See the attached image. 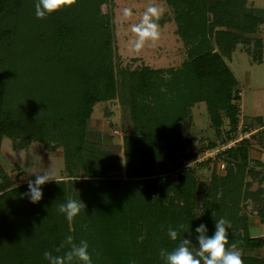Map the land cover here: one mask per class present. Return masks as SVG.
I'll list each match as a JSON object with an SVG mask.
<instances>
[{
	"label": "trees",
	"instance_id": "16d2710c",
	"mask_svg": "<svg viewBox=\"0 0 264 264\" xmlns=\"http://www.w3.org/2000/svg\"><path fill=\"white\" fill-rule=\"evenodd\" d=\"M105 1L76 0L71 7L37 18L36 0H0V142L7 137L19 140L13 144L15 149L30 141L55 150L58 145L49 146L47 141H56L63 147L67 177L42 185V199L35 204L22 196L28 183L0 193V264H47L43 251H53L67 234L74 241L88 240L93 264H105V252L108 258L114 256L116 264L132 260L163 264L159 249L170 250L177 243L167 237L169 226L177 228L180 238L185 235L183 228L199 218L211 235L214 219L221 216L231 221L228 242L237 244L242 264H264V259L243 254L264 247L262 237L250 236L243 211V200L249 198L246 178L257 175L248 165V140L243 139L239 148L221 151L232 161H226L222 175H212L205 189L192 170L178 171L180 152L191 142L181 136L179 121L190 117L193 104L204 102L216 126L220 125L218 110L225 111L229 130L238 112L237 79L204 37V21L195 17L187 0L179 14L182 35L186 31L193 38L189 60L177 69L143 67L119 71L115 78L108 63L107 18L93 13ZM213 7L217 9V3ZM232 11L241 23L234 26L249 32L251 11L239 6ZM223 24L216 20L212 27ZM236 41L235 35L226 39L227 54ZM259 45L253 42L257 63ZM114 96L128 103L132 124L122 140L124 178L108 176L116 167L115 155L85 138L91 107ZM252 120L264 125L261 117ZM81 173L90 180L77 179ZM165 175L169 180L164 183ZM9 184L0 166V192ZM67 198H80L84 205L72 221L57 211ZM262 204L264 198L254 206H260L257 213L264 222ZM181 224L183 228L178 227Z\"/></svg>",
	"mask_w": 264,
	"mask_h": 264
},
{
	"label": "rangeland",
	"instance_id": "374dc122",
	"mask_svg": "<svg viewBox=\"0 0 264 264\" xmlns=\"http://www.w3.org/2000/svg\"><path fill=\"white\" fill-rule=\"evenodd\" d=\"M179 1L182 2L179 4ZM186 1L107 0L100 6L93 8L94 14L103 15L107 18V30H109L108 36L110 38L108 63L115 78H119V71H139L143 67L152 70L177 69L189 60L188 53L194 47L193 41L190 42L193 38H191L192 34L186 31L182 35L184 23L179 14L182 8L180 5H186ZM189 1L193 4L189 9L193 7L195 17L205 23L204 37L210 41L212 51H218L222 54L225 63L237 79L238 84L234 88V93L238 100L234 103L238 112L234 128L229 130L230 119L225 111L218 110L220 125L216 126L212 122L204 102L193 104L190 108V117H185L179 121L181 136L190 139L191 142L183 152H180L179 161L181 165L178 171L192 170L202 188L205 189L210 185L212 175H222L226 161H232L228 156L220 154L221 147L229 141L239 139V136L241 138L246 137L244 139L248 140V165L257 171V175L253 179L246 178L250 182V186L247 188L249 198L243 200L246 201L243 211L248 217V229L250 226L255 227L257 231L254 236H260L264 239V222L257 213L260 206H254L255 204L259 205L264 198L261 195L264 193V125L258 126L255 120H252L255 117H261V122L264 124V13L262 12L264 0H241V2L239 0ZM150 2H155L163 9L158 19L159 39L155 44L147 43L139 52H132L128 41L133 34L128 25L139 20L140 14ZM216 3L217 9L213 7ZM225 3L229 5V9H226ZM235 6L243 7L245 11H251L247 15L249 20L253 21V26H249V32L241 31L234 26V24L240 23L239 17L232 11ZM124 7L130 8L134 15L127 19L122 18L121 11ZM189 13L191 14V11ZM216 20L223 21L224 24L213 28V23ZM193 25H195L194 19ZM231 35H235L237 41L232 51L227 54L225 48L228 45L224 46V42ZM218 38L220 44H217ZM254 41L260 44L258 63L253 60L252 56L255 50L253 49ZM259 54L256 53L255 56ZM17 92L20 93L22 90H17ZM123 102L114 96L95 103L91 107L86 126L85 138L87 141H90L93 146L100 150H106L115 155L117 159L116 167L108 174L110 178H124L125 173L122 140L124 133L131 132L132 124L127 110L128 103L125 100ZM244 141L242 142L244 143ZM18 142L19 140L11 141L7 137H3L0 142V166L10 182L0 193L28 183L29 180H34V174L39 173L44 168L50 171L55 180L67 179L66 173L63 171L64 153L61 144L54 140L50 142L48 140L49 146L57 144L58 147L55 150H46L42 144L29 141L28 145L21 149L13 148V144ZM242 142L237 148L243 145ZM205 153L211 156L201 158ZM190 154L192 157L186 159V155ZM81 175L82 173L78 175L77 179L90 180L89 177ZM168 177L169 175L163 176L162 182H167ZM199 222V218H197L189 226L183 228L185 236L189 235L188 232L191 233L190 238L193 243H195L194 229L199 225ZM243 254L264 259V247L246 249L243 250ZM102 259H107L109 264H116L114 256L108 258L106 252Z\"/></svg>",
	"mask_w": 264,
	"mask_h": 264
},
{
	"label": "clouds",
	"instance_id": "9594fccd",
	"mask_svg": "<svg viewBox=\"0 0 264 264\" xmlns=\"http://www.w3.org/2000/svg\"><path fill=\"white\" fill-rule=\"evenodd\" d=\"M75 2L76 0H36L35 16L44 18L63 8L71 7ZM162 12L163 9L155 2H150L140 14L139 20L128 25L133 34L128 41L132 52H139L147 43L155 44L159 39L158 19ZM133 15V11L128 7H124L121 11L122 18L127 19ZM34 176V180L28 181L27 192L22 194L33 204L42 199L41 186L54 179L50 171L45 168ZM82 208L84 209V205L80 198H67L58 205L57 211L63 214L66 220L72 221L80 214ZM178 227L183 228V224ZM230 227L231 221L221 216L214 219V231L209 235L207 226L200 223L194 229L195 243H193L190 232L188 236L183 235L178 238L177 228L169 226L166 230L167 237L177 243L170 250L160 248L159 256L163 264H242L237 244L228 242L226 233ZM256 231L255 227H249L250 236L256 235ZM42 256L47 264H93L88 240L74 241L71 234L65 235L53 251L45 249ZM130 264H135V261H130Z\"/></svg>",
	"mask_w": 264,
	"mask_h": 264
},
{
	"label": "built area",
	"instance_id": "2783aa9c",
	"mask_svg": "<svg viewBox=\"0 0 264 264\" xmlns=\"http://www.w3.org/2000/svg\"><path fill=\"white\" fill-rule=\"evenodd\" d=\"M244 138H246V137L241 138V137L239 136V139H234V141L232 140V141L227 142V144L223 145V146L221 147L220 150H221V151H224L225 149H228V148H230V147H238L239 144H240V142H241ZM207 156H211V155H209L208 153H205V154L203 155V157H201V158H206Z\"/></svg>",
	"mask_w": 264,
	"mask_h": 264
}]
</instances>
